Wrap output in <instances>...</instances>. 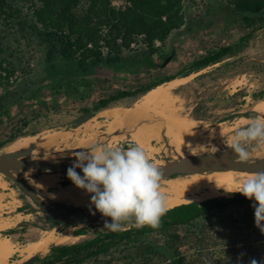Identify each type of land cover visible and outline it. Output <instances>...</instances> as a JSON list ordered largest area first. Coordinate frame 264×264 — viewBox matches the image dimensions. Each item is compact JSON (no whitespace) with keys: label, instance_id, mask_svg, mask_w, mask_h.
I'll use <instances>...</instances> for the list:
<instances>
[{"label":"rangeland","instance_id":"374dc122","mask_svg":"<svg viewBox=\"0 0 264 264\" xmlns=\"http://www.w3.org/2000/svg\"><path fill=\"white\" fill-rule=\"evenodd\" d=\"M10 1L19 11V20L30 23V3L27 0ZM111 3L119 8L124 7L126 1L111 0ZM183 11L184 25L172 31L163 44L155 42L156 52L150 54L143 44H135L130 50L123 51L118 61L91 64L87 70L79 68L76 59L66 60L57 55L49 57L46 43L30 30L0 16V47L3 51L0 54L3 67L0 69V153H6V146L16 138L56 132L68 135L67 142L51 144L41 151L31 150L23 159L48 156L51 157L49 161L70 164L77 152L93 146L79 144L77 140L81 138L99 139L95 145L125 147L136 144L130 139L127 124L108 125L111 119L100 114L105 108L93 112L89 118H84L85 110H92L99 99L122 91L143 89L171 76L182 80L170 89L168 107L179 117L199 121L192 130L201 131V138L182 144L178 141L177 144L169 134L156 140L157 129L144 120L154 135L151 148L145 149L150 159L161 165L157 162L173 161L182 155H210L227 150V141L236 128L246 125L251 118L264 116V111L256 108L258 104H264V12L263 18L247 27L225 0H183ZM227 46L232 50L223 60L188 76H179L191 69L195 60ZM169 81L159 85L166 86ZM145 93L113 100L106 108H135ZM136 114L137 118L141 117L138 111ZM223 130L225 133L219 135ZM13 173L28 181L44 173L57 172L33 169ZM61 179L62 185L72 183L67 174H62ZM0 183H5V187L0 185V222L8 221L10 227L2 233L17 236V242L22 245L29 242L26 235L30 231L37 232L35 239L44 231H52L55 235L74 233L76 238L60 244L80 242L110 231L104 228V223L74 217L72 222L60 221L57 217L55 225L51 226L50 212L20 186L3 173H0ZM33 189L43 203L55 210L99 213L90 202L73 207L50 197L48 193L53 188ZM211 214L219 215L216 210ZM61 222L66 226L62 227ZM77 231L82 233L76 235ZM164 238L158 233L151 236V241L162 252L166 251ZM57 244L49 243L43 251L30 256L15 252L7 264H21L32 256L45 255L52 245ZM181 251L189 252L186 246Z\"/></svg>","mask_w":264,"mask_h":264},{"label":"trees","instance_id":"16d2710c","mask_svg":"<svg viewBox=\"0 0 264 264\" xmlns=\"http://www.w3.org/2000/svg\"><path fill=\"white\" fill-rule=\"evenodd\" d=\"M27 1L31 5L30 23L19 20V11L10 0H0V16L30 30L46 43L49 57L76 59L82 70L91 64L118 61L123 51L139 43L148 53H154L157 50L154 43L163 44L185 22L183 0H125V6L119 8L111 0ZM225 1L247 27L263 18L264 0ZM231 50L229 46L223 47L197 59L191 69L179 76L213 65ZM0 69H3L1 60ZM173 78L99 99L92 110H85L84 118L106 108L113 100L143 94ZM252 205L253 201L239 193L180 204L169 208L157 229L131 226L123 231L101 232L80 242L52 245L45 255L21 264H250L252 259L264 264V231L256 225ZM213 210L219 215L213 216ZM56 219L50 213L51 226ZM81 233L77 231L76 235ZM156 233L165 236V252L151 241ZM184 246L189 252L181 251Z\"/></svg>","mask_w":264,"mask_h":264},{"label":"bare ground","instance_id":"6f19581e","mask_svg":"<svg viewBox=\"0 0 264 264\" xmlns=\"http://www.w3.org/2000/svg\"><path fill=\"white\" fill-rule=\"evenodd\" d=\"M180 79H172L168 83L166 82V86L159 85L150 89L142 95V98L139 103L135 105V108L120 109L119 107H109L101 111L100 114L105 118L111 119L108 123L109 126L120 125L121 123L127 124V126L130 127L128 131L130 139L136 144L142 146L144 149H150L151 142L154 141L152 139L154 135L151 126L158 131L157 135H155L156 140L163 139L169 134L173 135V139L176 140V143L180 141L181 144L185 141H192L197 138H201V131L192 130L194 127H197L199 121L192 118L179 117L175 114L173 109H169L168 107L167 102L171 97L170 89L177 85L180 82ZM256 108L264 111V104L260 103L256 106ZM136 111L140 113V118H137ZM149 112L150 115H148ZM144 120L151 122V126ZM157 121L162 125V127ZM223 133H225V130L218 134L221 135ZM68 138V135L59 132L42 134L40 137L30 135L22 136L16 138L6 146V153H13L14 151L27 147H30L32 151H41L49 147L51 144H58L62 141L67 142ZM77 142L83 146H90L99 142V139L81 138L78 139ZM182 157L184 156L182 155L180 158ZM263 157L264 150H259L253 152L251 159L247 161H256ZM50 158L45 156L42 160L49 161ZM73 160L70 161V165L73 163ZM157 164H161L165 167L170 166L169 162H157ZM202 167V165L198 164L191 168L190 172L186 175H179L162 180V191H164L167 195L168 208H172L180 204L227 196L231 193V191L238 187V181L247 179L253 174L264 172V170L261 169L230 170L226 173L199 172ZM62 174V172L44 173L39 175L37 178L29 179L27 182L33 188H53V191L48 193L50 197L62 200L73 207L87 205L90 202V194L86 193L82 189H78L73 183L62 185ZM24 177H26V173L24 174ZM0 185L5 187V183H0ZM1 199L2 197L0 196V206ZM8 228H10L8 221L2 223L0 222V264H7L8 261L10 262L9 258L15 252H20L26 256H30L36 252L43 251L49 243H65L75 237L73 235L74 233L71 234L69 232H62L61 234L55 235L52 231H44L39 238L35 239L37 232L29 230L30 232L27 233L26 236L30 240L27 244L22 245L17 242V236H10L2 233Z\"/></svg>","mask_w":264,"mask_h":264},{"label":"clouds","instance_id":"9594fccd","mask_svg":"<svg viewBox=\"0 0 264 264\" xmlns=\"http://www.w3.org/2000/svg\"><path fill=\"white\" fill-rule=\"evenodd\" d=\"M227 145L241 161L264 150V116L251 118L246 125L236 128ZM66 173L78 189L90 194L95 211L110 218V222L104 221V228L110 231H123L131 226L157 229L169 210L167 195L162 191L164 174L138 144L93 145L75 154ZM231 193L253 201L256 225L264 231V172L238 181V187ZM250 264L258 261L252 259Z\"/></svg>","mask_w":264,"mask_h":264},{"label":"water","instance_id":"95a60500","mask_svg":"<svg viewBox=\"0 0 264 264\" xmlns=\"http://www.w3.org/2000/svg\"><path fill=\"white\" fill-rule=\"evenodd\" d=\"M31 150L30 147H27L14 151L13 153H0V173L5 174L9 179L17 183L30 198L54 215H63L66 217L73 216L74 218H82L93 223H104L106 219L110 222V218L102 217L100 213L93 214L84 210L62 212L43 203L37 192L28 184V182L24 178L15 175L13 172L39 169L67 174L66 170L71 165L58 161H43L39 158L23 159ZM169 163V167L157 165L164 174L163 179L186 175L190 172L191 168L198 164L203 166L199 172L226 173L230 170H264V157L256 161H241L234 157L229 148L224 151L214 152L210 155H186L182 158L169 161ZM77 171L79 172L80 170L77 169ZM72 221L73 220H69V222ZM36 257V255L32 256L26 259L24 263H30Z\"/></svg>","mask_w":264,"mask_h":264},{"label":"flooded vegetation","instance_id":"af4514ba","mask_svg":"<svg viewBox=\"0 0 264 264\" xmlns=\"http://www.w3.org/2000/svg\"><path fill=\"white\" fill-rule=\"evenodd\" d=\"M205 201V200H204ZM39 205V204H38ZM42 207V206H41ZM42 208H44V207H42ZM52 208V207H51ZM207 209L208 208H210V206H207L206 207ZM45 209V208H44ZM47 210V209H46ZM47 211H49V210H47ZM59 211H62V212H70V211H73V210H71V209H68V210H66V211H64V210H59ZM50 212V211H49ZM51 213V212H50ZM53 214V213H52ZM57 217H58V219L60 220V221H69V220H71V218L73 217H66V216H63V215H56ZM81 219V218H80Z\"/></svg>","mask_w":264,"mask_h":264}]
</instances>
